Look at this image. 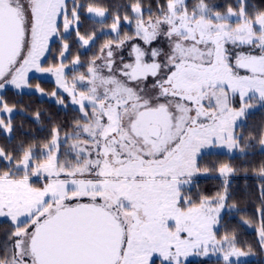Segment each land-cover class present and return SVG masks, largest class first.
Listing matches in <instances>:
<instances>
[{"label": "snow or ice", "instance_id": "1", "mask_svg": "<svg viewBox=\"0 0 264 264\" xmlns=\"http://www.w3.org/2000/svg\"><path fill=\"white\" fill-rule=\"evenodd\" d=\"M239 3L238 12L229 6L222 14L204 0L191 9L187 0H166L145 20L137 0L134 16L124 17L135 20L134 34L119 38L117 16L110 27L118 38L98 57L104 64L94 59L70 86L63 63L67 43L59 66L43 68L40 58L49 40L62 35L57 18L64 17L67 32L78 24L83 5L73 0L69 17L67 0H0V89L26 86L31 69L51 72L81 114L74 162L59 160L55 128L43 160L31 148L19 159L0 148V163L7 161L0 170V217L14 229L0 264H154L156 257L162 264H184L182 257L201 249L206 254L210 244L225 262L246 255L234 236L218 240L214 232L225 195L195 203L182 188L201 171L202 149L239 148L237 121L256 105L264 107V11L249 15L245 0ZM87 11L106 15L92 4ZM77 36L84 45L93 40L79 31ZM161 36L166 52L151 47ZM133 40L142 45L133 42L130 59L121 57L117 68L113 45L123 49ZM229 44L247 51L233 59ZM149 77L154 82L146 87ZM0 111L13 108L5 103ZM0 128L11 132V120L0 119ZM259 142L264 145V134ZM219 171L233 169L224 164ZM33 176L45 180L42 187L30 182ZM258 231L264 246V221Z\"/></svg>", "mask_w": 264, "mask_h": 264}, {"label": "trees", "instance_id": "2", "mask_svg": "<svg viewBox=\"0 0 264 264\" xmlns=\"http://www.w3.org/2000/svg\"><path fill=\"white\" fill-rule=\"evenodd\" d=\"M83 5L79 8V22L76 30H71L66 35L59 36L50 43L48 53L43 60V65L56 67L61 63L60 52L63 44L67 43L69 49L65 52L66 59L63 63L68 66L69 72L72 61H88L93 58L97 48L111 38V33H106L114 19L119 16L121 20L125 15L132 17L131 5L137 0H75ZM143 15L149 16L157 13L158 4H166V0H139ZM92 4L105 9L106 15L102 20L90 18L85 10ZM220 11H226L229 6L238 12L239 0H219ZM249 15H255L264 11V0H245ZM68 10L71 11L73 0H67ZM226 8L225 10H223ZM70 16V13H68ZM77 31L85 38L92 36L93 40L88 46L84 45L77 36ZM84 59V60H83ZM80 66V65H79ZM30 82L50 95L55 91V83L51 80L32 77ZM2 104H7L16 112L10 116L12 131L7 136L0 129V148L19 159L23 152L31 148L36 150L39 156L42 148L49 144L53 129L62 134V126L68 129L78 119L79 112L70 104L65 107L58 102L39 97L36 93L17 92L5 87L1 93ZM0 119H5L0 116ZM69 124L70 127H69ZM239 134V149L244 150L238 154L209 152L202 154L199 159L202 174L195 176L185 187L184 197L199 203L201 199H218L225 195L224 201L228 208L219 219L215 230L217 239H222L226 234L235 237V246L251 257L246 260H230L225 262L219 258H195L186 260L184 264H264V250L258 237V230L264 221V178L261 168L264 167V151H260L261 135L264 134V107L259 106L249 112L244 121L237 125ZM4 163H0V170H4ZM15 164V160L13 161ZM227 164L233 172L222 175L220 167ZM3 220H1V223ZM154 264H162L158 259Z\"/></svg>", "mask_w": 264, "mask_h": 264}, {"label": "rangeland", "instance_id": "3", "mask_svg": "<svg viewBox=\"0 0 264 264\" xmlns=\"http://www.w3.org/2000/svg\"><path fill=\"white\" fill-rule=\"evenodd\" d=\"M204 2L209 6V8L212 9L213 12L215 11H219L221 12L222 14H226L227 13V10L226 11H220V4H218L219 0H204ZM196 3H198V0H187V4H188V7L191 9L193 5H195ZM226 8H224L223 10H225ZM234 10V9H233ZM236 11V10H234ZM239 11V10H238ZM68 13H70V16L71 17V11L68 10ZM85 13L88 17L90 18H94V19H98V20H102L104 17H98V16H95L94 14H91V13H88L87 9L85 10ZM134 16V14L132 13V17ZM149 16H145L144 15V19L147 20ZM235 19V18H233ZM57 23L59 25V31L60 33L63 35H66L68 34L71 30H76V27H77V23H74L67 32H65L64 30V27H63V23H64V17L61 15L57 18ZM134 31H135V20L133 19L132 23H128L126 22L124 19L121 20L120 19V27H119V38H123L126 34L127 35H133L134 34ZM106 33H111V38L104 41L102 43V45L97 48V51L95 52V55L93 58L89 59L88 61H79V63L77 65H71L72 68H76L73 72H69L68 70V66H66L65 68V79L68 81L69 85L71 86V83H72V79L74 76H79V74L81 73H87V70H88V67H89V64L91 61H93L94 59L96 60V64L97 65H103L104 64V60H101V59H98V57H100L101 55V48L103 47V45H105L109 40H115L117 39V33H114L111 31V27L107 29V32ZM56 39H59V36H53L50 40H49V46H50V43ZM92 41V40H91ZM90 41V42H91ZM89 42V43H90ZM139 43L142 45V41H139V40H133V41H130L129 43H127L123 49H116L115 48V45H113V51H114V59H115V62H116V67L118 68L120 66V58L121 57H124V60L125 62H127L130 57H129V51L131 49V44L132 43ZM89 45V44H88ZM86 45V46H88ZM152 48H161L163 49L165 52L168 50V44H167V41L165 40V38L163 36L159 37L156 41L153 42V44L151 45ZM226 47L229 49V52L230 54L232 55L233 59L235 57V54L239 51H247L246 48L244 49H240V48H233V46L231 44L229 45H226ZM48 50H49V47H48ZM48 50L45 52V54L40 58V63H41V66L43 68H49V67H52V66H45L43 65V60L45 59L47 53H48ZM150 51V50H149ZM104 56L106 57L107 55V50L104 51ZM150 59V57H149ZM161 60L164 59V57H160ZM80 65V66H79ZM59 66V65H58ZM57 67V66H56ZM52 68H55V67H52ZM103 72L104 74H107V69L104 68L103 69ZM32 77H36V78H40V79H47V80H51L52 82L55 83V93L56 95H48L46 94L45 92L43 91H38L37 90V86L34 85L33 83L30 82V79ZM27 85H22L21 87L17 88L15 87L14 85H11V84H6L5 87H10L14 90H16L17 92H24V93H36L39 97H42V98H48V99H52L56 102H58V100H63L64 103L63 104H60V106L62 107H65L66 104H70L73 108H75L78 112H79V105H74L72 103V98L71 96L68 95L67 92L64 91V89L62 87H59L58 84H57V78L56 76L51 73V72H38L36 71L35 69H31L28 73H27ZM153 79L151 77H149V79L146 81V87H150L151 84L153 83ZM86 83V82H85ZM4 87V88H5ZM4 88L0 89V109L3 108V105L2 104V100H1V93L2 91L4 90ZM40 89V88H39ZM77 90H81V85H80V82L77 81ZM53 92V93H54ZM235 106L238 108L240 106V101H239V96L237 95V97L235 98ZM260 105H256L255 107H253L252 109H250L248 111L251 112L253 110H255L257 107H259ZM16 112V110L13 108V112L12 113H7V112H3V111H0V116H4L5 119H3L5 122H7L10 118L11 115H13L14 113ZM247 113V114H248ZM80 112H79V116H78V119L80 118ZM245 117L243 118H240L238 121H237V124L236 126L234 127V131L236 133V135L239 137V134L236 132V127L238 124L242 123L244 121ZM71 124H69V127H70ZM1 129V132L7 136L10 135V132H7L5 131L3 128H0ZM62 134L58 133V139H57V144L58 146L54 149L59 160L61 162H64V161H72L74 162L75 161V158H76V152L75 150L72 148V145L74 143H77V139H76V136H77V132H76V124L74 123L70 129H68V126H62ZM59 132V131H58ZM52 138H53V132L51 134V138H50V141H49V144L51 143L52 141ZM81 139H83V134L81 135ZM260 151H264V145H261L259 144V148H258ZM244 150H241L239 148H235V149H232V150H229L227 147H222V146H217V147H210V148H205V149H202L201 150V153L199 154V157L204 154V153H209V152H216V153H227V154H238V153H242ZM32 152L34 153L35 157L36 156H39L37 154V151L36 150H32ZM40 154L44 156V158H42L41 160L45 159L48 155V150L46 147L42 148V150L40 151ZM198 157V158H199ZM37 159V158H36ZM4 162H6L7 164V161L5 160ZM0 168H1V165H0ZM2 170V169H1ZM203 171H200L199 173L195 174L191 179L195 178V176L199 175V174H202ZM22 174V173H21ZM262 177L264 178V175H262ZM63 178V177H61ZM30 182L36 186V187H42L45 180L42 178V177H36V176H33V177H30ZM188 184H184L182 186L183 188V195H184V189L185 187L187 186ZM219 199V198H218ZM218 199H210V200H217ZM228 208L225 207L221 209V213H220V217L219 219L222 217V215L224 214V212L227 210ZM0 220H6L5 221V228L11 224L10 222V219L7 218V217H0ZM219 224V222H218ZM218 224H216L214 226V232L218 226ZM258 237L260 238L259 236V232H258ZM8 242V241H7ZM5 247L4 249L1 247L0 245V260L4 259L5 258ZM263 250H264V246H263ZM251 257V255L249 253H246V255L244 256H240V257H236V256H233V257H230V260H237V261H241V260H246V259H249ZM195 258H219V259H223V252L221 251H218V250H214L212 245L210 244L208 246V250H207V253L205 254L204 253V250L201 249L200 250V253L199 254H196V253H192L190 255H188L187 257H182L181 259L185 262L186 260H190V259H195ZM155 259H158L160 261V263H162V259L159 258V257H156L154 258Z\"/></svg>", "mask_w": 264, "mask_h": 264}, {"label": "flooded vegetation", "instance_id": "4", "mask_svg": "<svg viewBox=\"0 0 264 264\" xmlns=\"http://www.w3.org/2000/svg\"><path fill=\"white\" fill-rule=\"evenodd\" d=\"M5 221L6 220H3L1 223L0 220V245L3 249L4 247L6 248V246H10L14 242V240L9 239L11 233L14 231L13 226L10 224L5 228Z\"/></svg>", "mask_w": 264, "mask_h": 264}]
</instances>
